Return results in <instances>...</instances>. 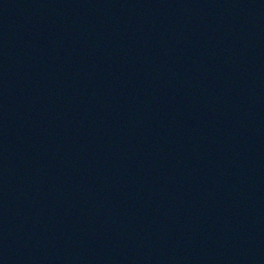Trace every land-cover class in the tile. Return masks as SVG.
<instances>
[{"label": "water", "instance_id": "obj_1", "mask_svg": "<svg viewBox=\"0 0 264 264\" xmlns=\"http://www.w3.org/2000/svg\"><path fill=\"white\" fill-rule=\"evenodd\" d=\"M0 264H264V0H0Z\"/></svg>", "mask_w": 264, "mask_h": 264}]
</instances>
